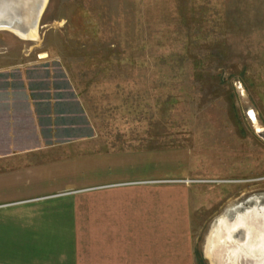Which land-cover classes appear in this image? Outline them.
I'll return each mask as SVG.
<instances>
[{"label": "rangeland", "instance_id": "374dc122", "mask_svg": "<svg viewBox=\"0 0 264 264\" xmlns=\"http://www.w3.org/2000/svg\"><path fill=\"white\" fill-rule=\"evenodd\" d=\"M39 63L94 126L46 194L86 201L80 229L92 196L126 197L143 264H264V0H46L34 38L0 30V64ZM97 154L124 159L126 180L82 185ZM225 223L249 244L218 257Z\"/></svg>", "mask_w": 264, "mask_h": 264}, {"label": "crops", "instance_id": "0c3cea01", "mask_svg": "<svg viewBox=\"0 0 264 264\" xmlns=\"http://www.w3.org/2000/svg\"><path fill=\"white\" fill-rule=\"evenodd\" d=\"M49 67L0 64V264H143L133 252L130 198L92 196L91 230H82L86 201L60 208L46 195L67 185L64 178L77 169L62 161L94 128L66 76ZM81 164L90 172L84 186L109 187L116 173L126 180L124 159L97 154ZM240 227L225 228L233 253L249 244L237 239ZM257 232L264 247V231Z\"/></svg>", "mask_w": 264, "mask_h": 264}, {"label": "bare ground", "instance_id": "6f19581e", "mask_svg": "<svg viewBox=\"0 0 264 264\" xmlns=\"http://www.w3.org/2000/svg\"><path fill=\"white\" fill-rule=\"evenodd\" d=\"M15 1L16 0H14V3ZM20 1H22V3L27 2L26 0ZM45 2L46 0H33V3L30 7L31 12L28 13L27 20L24 21L22 24L20 23V25H17L16 23H18V19L14 17L12 13L10 14L9 18H6V21L4 20L5 18L1 17V15H3L4 13H9L10 10L12 11L14 3L8 0H0V30L5 28L24 38H34L36 36L37 28V13L42 11ZM27 4L29 5V3ZM226 224L227 223L224 224L225 227L228 226ZM225 227H223V229H225Z\"/></svg>", "mask_w": 264, "mask_h": 264}, {"label": "water", "instance_id": "95a60500", "mask_svg": "<svg viewBox=\"0 0 264 264\" xmlns=\"http://www.w3.org/2000/svg\"><path fill=\"white\" fill-rule=\"evenodd\" d=\"M8 1H12V3H14V0H8ZM26 1H27L26 3H22V1L16 0L15 3L13 4L14 7H13L12 11L10 10L9 13L7 12V13H4L3 15L0 14L1 17L5 18L4 20L6 21V18H9L10 14L12 13L13 16L18 19V23H16V24L17 25L18 24L20 25V23L22 24L24 22V19L27 20L28 13L31 12V10H30L31 4L33 3V0H26ZM27 3H29V5ZM44 5H43V8H44ZM22 12H24V14L26 15L25 18H23V17H21L19 15ZM41 12L37 13L38 14L37 15V22H38V19L40 17ZM4 23H6V22H4ZM214 238H215V240L212 243V247L210 248V251L214 252L216 256L220 257V256H222L224 254L233 253V245H234V243L232 242V240H230L228 237H225L221 233L215 234ZM214 244H217V245L219 244L220 248H217V246H214Z\"/></svg>", "mask_w": 264, "mask_h": 264}, {"label": "trees", "instance_id": "16d2710c", "mask_svg": "<svg viewBox=\"0 0 264 264\" xmlns=\"http://www.w3.org/2000/svg\"><path fill=\"white\" fill-rule=\"evenodd\" d=\"M78 96V94H76Z\"/></svg>", "mask_w": 264, "mask_h": 264}]
</instances>
